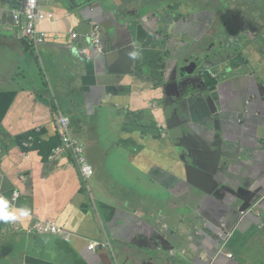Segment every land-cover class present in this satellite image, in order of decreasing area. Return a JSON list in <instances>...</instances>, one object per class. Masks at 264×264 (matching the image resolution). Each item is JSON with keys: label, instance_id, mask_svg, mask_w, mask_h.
Returning a JSON list of instances; mask_svg holds the SVG:
<instances>
[{"label": "crops", "instance_id": "1", "mask_svg": "<svg viewBox=\"0 0 264 264\" xmlns=\"http://www.w3.org/2000/svg\"><path fill=\"white\" fill-rule=\"evenodd\" d=\"M38 1L35 46L0 0V195L30 211L0 221V264H264V0ZM184 47L208 69L181 90Z\"/></svg>", "mask_w": 264, "mask_h": 264}, {"label": "built area", "instance_id": "2", "mask_svg": "<svg viewBox=\"0 0 264 264\" xmlns=\"http://www.w3.org/2000/svg\"><path fill=\"white\" fill-rule=\"evenodd\" d=\"M14 19L16 24L21 28L22 36L31 44L37 46L44 44L47 39L46 32L38 28L39 23L45 19H54V13L40 10L38 0H25L23 8L14 13ZM89 41L95 47L101 46L98 26L95 25L89 34ZM57 123L62 145L71 152L83 179L85 181L91 179L95 174L94 167L86 156V150L82 141L71 133L70 119L60 113L57 118ZM42 230L52 235H64V230L53 222L45 223ZM65 239L68 240L69 237L66 236ZM96 246L106 248V244L103 242H92L89 245V249L94 250Z\"/></svg>", "mask_w": 264, "mask_h": 264}, {"label": "water", "instance_id": "3", "mask_svg": "<svg viewBox=\"0 0 264 264\" xmlns=\"http://www.w3.org/2000/svg\"><path fill=\"white\" fill-rule=\"evenodd\" d=\"M186 47L181 48L176 54H175V63L176 66L179 68V74H180V78L178 83L181 84L180 88L181 90H186V88H190L194 85H199V83L203 84L205 83V78H206V74H207V69H208V65L207 64H200V66L202 68L198 69V60L197 57H195V59H191L190 55L188 56H184ZM188 63V64H186ZM176 69V67H175ZM214 76V75H213ZM264 198V193L260 194V199ZM236 209V207H234ZM238 211L241 212V208H238ZM228 237V236H227ZM227 239V238H226ZM226 239L222 242L223 244L225 243ZM221 243V245L219 246V248L216 250V252L220 253V248L223 245ZM221 254V253H220ZM198 262L196 263H201V264H205L207 259H201L200 257L197 259Z\"/></svg>", "mask_w": 264, "mask_h": 264}, {"label": "clouds", "instance_id": "4", "mask_svg": "<svg viewBox=\"0 0 264 264\" xmlns=\"http://www.w3.org/2000/svg\"><path fill=\"white\" fill-rule=\"evenodd\" d=\"M29 215L30 211L26 209L20 210L18 215L11 211L9 201L0 195V221L5 223L13 222L17 221L20 217H28Z\"/></svg>", "mask_w": 264, "mask_h": 264}, {"label": "rangeland", "instance_id": "5", "mask_svg": "<svg viewBox=\"0 0 264 264\" xmlns=\"http://www.w3.org/2000/svg\"><path fill=\"white\" fill-rule=\"evenodd\" d=\"M16 195H17V197H16ZM19 197H20V194L15 193V199H18ZM228 257L231 258L232 256L231 255H228Z\"/></svg>", "mask_w": 264, "mask_h": 264}]
</instances>
